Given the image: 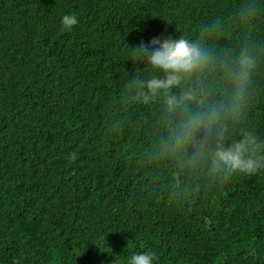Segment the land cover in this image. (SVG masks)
Listing matches in <instances>:
<instances>
[{
	"label": "trees",
	"instance_id": "obj_1",
	"mask_svg": "<svg viewBox=\"0 0 264 264\" xmlns=\"http://www.w3.org/2000/svg\"><path fill=\"white\" fill-rule=\"evenodd\" d=\"M101 1L92 14L86 0H0V264H112L145 250L154 264H264V169L225 177L192 165L190 148L161 151L178 114L125 88L137 69L147 76L131 46L151 32L208 51L197 85L208 102L227 99L220 66L247 49L255 68L228 123L264 140V0ZM101 22L130 44L121 58L101 52Z\"/></svg>",
	"mask_w": 264,
	"mask_h": 264
},
{
	"label": "clouds",
	"instance_id": "obj_2",
	"mask_svg": "<svg viewBox=\"0 0 264 264\" xmlns=\"http://www.w3.org/2000/svg\"><path fill=\"white\" fill-rule=\"evenodd\" d=\"M86 2L89 13L93 14L102 1ZM76 23L75 14H63L60 18L63 29H71ZM101 23L97 31L101 52L107 53L106 60L121 58L124 48L130 44L117 31L113 32L114 36L108 35ZM112 38L120 48L119 53L111 48ZM194 38L187 34L168 36L165 30H159L148 34L144 39L147 45L141 42L131 46V58L145 62L147 76L140 75L137 69V75L125 85L126 90L131 99L139 102L161 96L165 112L178 114L179 118L170 129L161 151L183 152L190 148L189 162L192 165L206 162L210 173L225 177L264 169V140L245 129L233 135L228 123L237 119L244 105L250 75L255 68L253 56L247 49H242L233 64L220 66L231 85L230 94L224 101L208 102L207 90L197 85L212 59L199 42L192 40ZM190 78H195L193 85L186 87ZM176 88L180 91L173 92ZM155 259L153 251H133L125 258L117 255L112 264H154Z\"/></svg>",
	"mask_w": 264,
	"mask_h": 264
},
{
	"label": "water",
	"instance_id": "obj_3",
	"mask_svg": "<svg viewBox=\"0 0 264 264\" xmlns=\"http://www.w3.org/2000/svg\"><path fill=\"white\" fill-rule=\"evenodd\" d=\"M104 54H107L106 52H103Z\"/></svg>",
	"mask_w": 264,
	"mask_h": 264
}]
</instances>
